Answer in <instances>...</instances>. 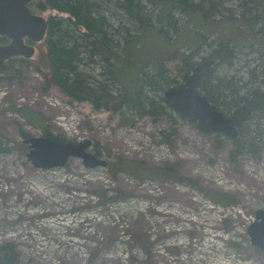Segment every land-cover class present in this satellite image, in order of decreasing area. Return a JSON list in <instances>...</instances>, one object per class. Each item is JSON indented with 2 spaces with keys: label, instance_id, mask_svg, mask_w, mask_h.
I'll list each match as a JSON object with an SVG mask.
<instances>
[{
  "label": "rangeland",
  "instance_id": "374dc122",
  "mask_svg": "<svg viewBox=\"0 0 264 264\" xmlns=\"http://www.w3.org/2000/svg\"><path fill=\"white\" fill-rule=\"evenodd\" d=\"M123 1L102 0L99 8L120 57L112 59L120 80L108 81L110 87L115 94L135 97L147 76L156 86L143 85L142 100L154 99L171 117L153 119L134 106L119 112L97 110L88 101L70 102L58 87L44 90L45 76L37 66L46 61V38L35 43L33 63L24 77L0 84V137L10 148L0 153V246L13 244L25 264H82L97 240L113 237L114 243L94 264H137L146 259L144 246L150 235L158 264H264V253L255 252L247 234L256 211L264 207V116L256 113L246 122L258 135L257 145L244 147L232 163L230 150L219 144L227 137L205 134L196 121L164 103V91L183 80V56L196 52V66L220 41L235 45V57L231 64H216L212 89L219 87L227 94L220 83L227 79L240 94L264 93V0H245L244 6H238L242 0H219L232 17L218 13L210 20L202 12L183 10L177 0H139L150 17L144 27L119 6ZM38 13L47 19L50 15ZM85 57L80 69L92 76L90 80L107 81L106 62L100 56L94 61ZM19 110L39 115L43 126L65 141L99 143L107 167L87 168L82 159L72 157L64 167L35 168L27 157L28 144L16 131L21 127L27 136H42L44 128ZM90 150L97 151L94 143ZM120 157L141 166L181 162L180 177L196 178L199 186L228 193L236 203L216 202L185 179L142 178L122 168L114 175L110 164ZM114 187L138 193L117 206H96L91 189H107L111 195ZM135 213H143L137 223L132 219ZM122 219L141 233L125 234L120 224L114 230V222Z\"/></svg>",
  "mask_w": 264,
  "mask_h": 264
},
{
  "label": "trees",
  "instance_id": "16d2710c",
  "mask_svg": "<svg viewBox=\"0 0 264 264\" xmlns=\"http://www.w3.org/2000/svg\"><path fill=\"white\" fill-rule=\"evenodd\" d=\"M102 0H33L29 6L35 13L39 11H50L48 17V31L46 35L45 44L47 46L46 61L41 63L37 68L45 76L44 90H50L53 87H58L64 93L66 99L70 102H82L88 101L92 106L97 109H107L111 112H119L124 106H134L137 111L141 114H147L153 119L163 118L169 119L171 116L166 112L159 102L152 98H148L146 101L142 100V86L149 84L151 87L156 86L155 80L151 78H142V83L138 85V91L135 97H129L128 93L115 94L110 87L111 83L120 80L118 74L115 71L114 63L112 59L120 58L115 50V43L112 41L110 31L108 30L109 22L104 14L99 11L102 5ZM252 1V0H248ZM177 4L182 7L183 10H195L202 12L209 20L210 17L216 14H222L227 17H232L231 10L223 6L219 0H200L194 2V0H177ZM245 0H242L238 6H244ZM119 6L126 10L129 17L137 21L141 27L150 24V17L145 14L139 0H124L119 3ZM55 10L56 14H51V11ZM40 14V13H39ZM246 16H248L247 13ZM249 17V16H248ZM247 17V18H248ZM249 23L251 22L250 17L248 18ZM144 29V28H143ZM6 37H0V42L4 41ZM133 40V39H132ZM131 40V41H132ZM130 39H126L125 43L128 45ZM197 50V49H195ZM196 52H190L185 54L183 57V65L180 67V73L191 72L195 67L196 62L192 61V56ZM85 56H90L91 60L94 61L95 56H100L101 59L106 62L108 69V80H90L92 78L87 72L80 69V65L84 62ZM235 57V45L229 41H220L214 51L205 57V59L212 58L215 60L213 71L216 64L226 62L231 64ZM33 62L30 58L26 57H12L5 61L0 67V84L5 81H13L15 79H22L24 77V71ZM198 64V63H197ZM212 71V73H213ZM158 75L162 76L161 67H158ZM212 74L210 77L205 79L204 87L202 91L206 93L209 99L216 103L225 113L239 106L241 103L249 101L253 98H257L262 102V109L256 113L260 116H264V93L254 90L252 94L244 95L240 94V88L232 80H221V85L228 89V93H222L219 87L212 89ZM215 92L217 94L215 95ZM21 111V110H19ZM256 113H253L251 117H254ZM20 114L25 118L33 119L36 125H42L44 122L39 115L25 110L21 111ZM250 117V119H251ZM249 119V120H250ZM195 122V121H194ZM41 127V126H40ZM43 136L51 137L57 141L66 142L65 139L60 135H55L50 131L49 126H43ZM240 135L236 139L225 138L219 139V144L222 147L230 150V159L232 163L236 162L237 156L242 152L244 147L253 148L257 145L256 133L249 130L246 126V122L240 127ZM264 131V129H263ZM17 135L27 138V134L20 127ZM168 142L167 138H164ZM96 147L95 154L100 156L99 143H95L92 140V145ZM3 145L0 137V153L9 151ZM141 163L135 165L134 163L127 161L123 158H119L116 162L110 164L112 174L116 175L118 168H122L129 172L138 174L139 177L145 178H156L160 181H173L176 179H185L188 185L198 188L201 191H205L214 201L220 202L223 205L229 203H236L234 197L228 193L218 192L215 190H208L204 186H199L198 180L193 177H180L181 162H175L173 164L147 166V164ZM113 194L109 195L107 189H91V192L96 196V206L105 204L106 207L117 206L124 199L137 195V190H122L120 187H114ZM140 214L135 213L133 218L137 223L140 220ZM122 220L114 222L117 226H122L123 233L129 235L140 234V229L129 226ZM226 220V219H225ZM118 222V223H117ZM127 225L125 227L124 225ZM139 232V233H138ZM192 234V232H191ZM160 237V236H159ZM105 239V240H104ZM103 240H97L93 246V251L89 254V258L85 263L82 264H94V260L97 255L105 248L114 243V238H104ZM155 244V240H151V236L148 235V240L144 246L146 253V259L138 261L137 264H158L153 260L154 254L152 252V246ZM237 247L241 244H235ZM254 248L258 255L263 254L254 245L250 244ZM135 257L131 255L130 260L135 261ZM137 261V260H136ZM0 264H25L19 260V252L15 249L13 244L5 242L0 246Z\"/></svg>",
  "mask_w": 264,
  "mask_h": 264
},
{
  "label": "water",
  "instance_id": "95a60500",
  "mask_svg": "<svg viewBox=\"0 0 264 264\" xmlns=\"http://www.w3.org/2000/svg\"><path fill=\"white\" fill-rule=\"evenodd\" d=\"M33 0H0V37L9 43H0V67L12 57L30 58L35 53V43L47 35L48 20L31 10ZM25 38L29 42H25ZM215 60L209 58L197 64L183 75L178 85L164 91V103L190 121H196L205 134H221L236 139L240 127L251 115L262 109V102L253 98L225 113L208 95L202 92L205 79L210 77ZM28 144V159L38 169L64 167L72 157L82 159L85 167H107L108 160L90 150L92 140L79 142L57 141L47 136H31L24 139ZM252 245L264 252V207L255 213V220L247 227Z\"/></svg>",
  "mask_w": 264,
  "mask_h": 264
},
{
  "label": "flooded vegetation",
  "instance_id": "af4514ba",
  "mask_svg": "<svg viewBox=\"0 0 264 264\" xmlns=\"http://www.w3.org/2000/svg\"><path fill=\"white\" fill-rule=\"evenodd\" d=\"M9 42H10V40L8 38H6L4 41H1L0 43L7 44ZM25 42H29L27 38H25ZM204 60H207V59H204Z\"/></svg>",
  "mask_w": 264,
  "mask_h": 264
},
{
  "label": "built area",
  "instance_id": "2783aa9c",
  "mask_svg": "<svg viewBox=\"0 0 264 264\" xmlns=\"http://www.w3.org/2000/svg\"><path fill=\"white\" fill-rule=\"evenodd\" d=\"M66 105L69 106V107L71 108V110L76 111V110H75L76 108H75L73 105L68 104V103H66Z\"/></svg>",
  "mask_w": 264,
  "mask_h": 264
}]
</instances>
